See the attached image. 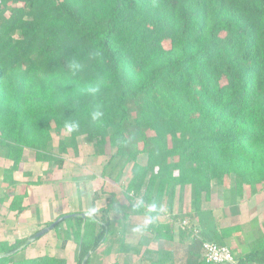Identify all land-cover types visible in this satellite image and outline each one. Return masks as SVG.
<instances>
[{
  "label": "trees",
  "instance_id": "obj_1",
  "mask_svg": "<svg viewBox=\"0 0 264 264\" xmlns=\"http://www.w3.org/2000/svg\"><path fill=\"white\" fill-rule=\"evenodd\" d=\"M54 129L64 132L56 146ZM83 135L94 155L115 146L104 175L118 180L132 162L124 194L148 215L154 239L187 236V249L199 252L204 232L174 229L186 187L195 215L208 210L215 180L233 174L239 193L264 188V0H0V149L11 162L3 181L18 184L27 149L62 167V154L78 155ZM27 196L10 201L17 217ZM117 209L111 191L85 218L58 216L78 213L55 227L66 226L63 247L77 243L76 264L89 251L91 264L119 235L110 217ZM163 212L172 220L160 222ZM240 229L225 228L215 241ZM32 236L0 239V264H67L54 254L19 257ZM119 242L123 250V234ZM236 261L264 264L261 231Z\"/></svg>",
  "mask_w": 264,
  "mask_h": 264
},
{
  "label": "crops",
  "instance_id": "obj_2",
  "mask_svg": "<svg viewBox=\"0 0 264 264\" xmlns=\"http://www.w3.org/2000/svg\"><path fill=\"white\" fill-rule=\"evenodd\" d=\"M83 137L86 136L83 135L78 138V143H80L79 142L80 139H84ZM27 150H25L24 153L23 165L26 164L25 156L27 154ZM78 155L80 159L82 156L81 148L79 150ZM2 156L5 160V161L2 160L3 165L7 163L8 165L6 166L7 167L10 166L11 162L4 157L3 153ZM92 158L93 159L97 158V155H94V151L92 153ZM147 158L148 156L146 154H141L138 160L141 164H146ZM65 166L66 165L63 164L62 167L64 168ZM75 166L79 167L77 164ZM59 168L57 170H59ZM81 170H82L81 175L83 174L81 176L83 177V181L79 180L75 176L73 177L70 176V178L73 181V184L72 182L70 184L71 188L73 189V192L70 190L69 193H71L72 196H70L69 193L67 195L66 200L68 203L66 205L67 209L65 208L66 211H62V212L56 211L55 214L52 215L53 219H50L52 218V216H49V214H47L46 211L49 210L51 204L43 200L37 202V204L39 203L44 204L43 209L45 210V215H44V219L46 218L44 220L45 223L56 219L59 215L63 213H68V212L85 213L86 211L91 210L94 206H96V208L97 207L100 208L106 205V199H105V204H101L102 203L101 201H103L101 197L93 201L94 193L97 192V177H96L97 172L94 173L91 170V175H88L85 168L84 170L83 169ZM20 171L22 170L16 171L14 173V178L15 180H17V182L21 181V179L18 176V174L21 173ZM24 171H26V168L24 169ZM24 171H22V175L24 174ZM68 171H72V170L69 169ZM37 179H41V178L37 177ZM2 180H3V176H2ZM29 181L31 182L32 180L29 179ZM77 181H81L80 185L82 184L83 186L79 187V185L76 183ZM109 181L111 180H106V183H108L110 185V188L116 192V200L118 207L117 210H114L110 213V217L116 225V230L119 233V236L123 234L124 242H125V246L123 249L127 250L124 252L123 250L122 252H119L118 249L117 252L118 254L116 256V259L118 257V261H119V262L117 261L118 264H152V262H162V263L166 262L164 264H202L199 262H204L203 252L201 250L197 252L187 249L188 248L187 241H189V238L187 236L179 237L178 235H175L174 239L172 240L170 239L155 240L154 233L152 231L147 230L146 228V226L148 225V215H146L145 213H139L135 209L134 203L129 201L128 199H126V202H124L123 198H121V195L117 193V189H115L117 187L111 185ZM114 183L115 185L118 184L117 182ZM4 184H8V183L4 182ZM28 196L26 198H28ZM79 196L80 199L84 198L86 201L78 205L74 204L73 207L72 205L73 200ZM263 197H264V188H261L259 192H257L256 194H252L251 188L245 185L241 193L237 192L236 178L232 174L225 178V181L222 185L218 184L216 180L212 182L211 199L209 201L210 206H208V210H206L209 212L205 211L200 215H195L190 211L191 194L189 187H186L185 192L183 194V198L179 200L178 197L177 203L175 204L174 207L175 215H177L179 211L184 213V215L180 216L178 220L175 222L174 229L177 232L179 229V225L181 226V221L183 219H188L189 224L192 227V231L194 229L200 228L199 229L200 232L202 231V233L204 232L206 234V236L203 235L206 238V240L215 241L218 240L217 237L220 236L221 230L231 226L240 225L241 226L240 230L234 231L231 235H228L223 240V244H226L229 247H231L235 255L239 257L250 251V243L255 239L256 233L261 231L264 234ZM139 199L140 196L138 195L137 201ZM0 200H4V202L9 201L8 203V209H9V204L11 199L5 200V198H3ZM23 204L28 207L18 217L15 215V211L9 209L10 213H12L13 218L16 221L17 220L22 221L23 219L32 218V216L29 214V211L31 209L30 205L26 204V202L25 203L23 202ZM69 205H71L70 209L68 208ZM247 218L251 223H255L254 225H256L257 228L259 229L258 230L253 229L252 231L251 230L245 231L243 224L248 221ZM158 220L160 222H169L170 220H172V215L170 213L163 212L162 214L159 215ZM192 233L195 234L194 231ZM107 242H105L104 244H106ZM91 264H97V262L91 261ZM111 264H113V262H111ZM250 264H258V263H250Z\"/></svg>",
  "mask_w": 264,
  "mask_h": 264
},
{
  "label": "rangeland",
  "instance_id": "obj_3",
  "mask_svg": "<svg viewBox=\"0 0 264 264\" xmlns=\"http://www.w3.org/2000/svg\"><path fill=\"white\" fill-rule=\"evenodd\" d=\"M167 43L168 42L166 41V44ZM53 135L54 138L52 141V145L56 146L58 145V140L64 135V132L63 133L58 132L57 130L54 129ZM83 138L84 139H80L79 141L81 148V155H82L81 158L79 159V155H75L73 150H69L68 153L62 154V156L65 159L64 164L66 166L64 168L60 167L61 169L54 163H47V162L42 163L39 161H35L34 159L35 153L32 150L31 151L27 150V154L25 156L26 164L22 166L23 168H21V170L24 171V169L26 168V172L30 171L31 174L27 175L24 171L23 174L24 176H23L22 171H20L21 173L18 174L19 178L21 179V181H18V183L20 184H15V185L13 184L10 185L9 183L4 184V182H2L3 181L2 176L5 172V168H7L6 165L8 164L5 163L3 165V161H5L2 156V153L4 154V148L0 149V198H5V200L6 199L10 200L13 198L15 194L28 192V195L30 197L28 196V198L24 200V203L26 202V204L30 205L31 209L29 211V214L32 216V218L27 217L28 219H23L22 221H18V220L16 221L13 218L12 213H10L8 209L9 201L4 202V200H0V239H7L14 241L15 239L18 238L30 237L39 230H41L42 228H44L45 227L44 220L46 219V218L44 219V215H45V210L43 209L44 204L43 203L37 204V202L41 200L51 204L49 210L46 211V213L49 214V216L55 214L56 211L59 212L66 211L67 209L66 205L68 203L66 200L67 195L70 190L73 192V189L70 186L71 182L73 184V181L70 178V176L72 177L75 176L79 180L83 181V177H81L83 175V174L81 175L82 172L81 169L84 170V168L88 173V175H91V170L94 173L97 172V176H96L97 192H101V199L103 200L101 201L102 202L101 204H105V199L108 196V193L113 191L110 188V185L106 183V180L113 181V182L109 181L110 184L117 187L115 188L117 189V193H119V195H121V198H123L124 202H126L127 198L124 194V187L127 185L130 178V169L132 166V162L125 166L126 168L124 170V173L123 175L120 176L118 180L114 179L115 173L113 176L108 174L104 175L102 173L103 166L108 160L109 155L115 152L116 150L115 146L107 145L106 154L97 155V158L93 159L92 153L94 151V147L92 143L90 144V141H88L86 137ZM76 164L79 167H76L75 166ZM57 167L59 168V170H57L58 169ZM69 169L72 171H68ZM37 177H40L41 180L37 179ZM29 179L32 181L30 182ZM114 182H117L118 184L115 185ZM76 183L79 185V187L83 186L82 184L80 185L81 181H77ZM69 195L72 196L71 193H69ZM84 201L86 200L84 198L80 199L79 196L73 200L72 205L74 207V204L78 205L84 203ZM208 206H210V203L208 204ZM68 208L70 209L71 205H69ZM50 219H53V216ZM247 220L248 221L243 224L245 231H250V230L252 231L253 229H257V230L259 229L257 228L256 225H254L255 223H251L248 218ZM65 227H66L65 224H62L58 230L54 228L49 232H47L46 234H44L43 236H41L39 239L33 240L32 243L30 242L31 244H29L25 250L21 251V253L18 256L34 257L40 254H54L66 258L67 264H76L75 253H76L77 243L74 240H69L65 247L62 246ZM199 234L202 236V232H200ZM119 238H120L119 235L117 237L110 236L108 242L106 244L103 243L102 245H100V247L96 250V252H94V254L92 255V262H97V264H111V262L118 261V257L116 259V256L118 254L117 253L118 249L119 252H122V250L120 249ZM200 250L202 251V249ZM124 251L127 250L123 249V252ZM212 264H227V263H212Z\"/></svg>",
  "mask_w": 264,
  "mask_h": 264
},
{
  "label": "built area",
  "instance_id": "obj_4",
  "mask_svg": "<svg viewBox=\"0 0 264 264\" xmlns=\"http://www.w3.org/2000/svg\"><path fill=\"white\" fill-rule=\"evenodd\" d=\"M189 225L188 219L181 221L183 228ZM195 235H199L198 229L193 230ZM203 259L209 263H227L236 264V255L226 244H221L213 240H204L202 243Z\"/></svg>",
  "mask_w": 264,
  "mask_h": 264
},
{
  "label": "water",
  "instance_id": "obj_5",
  "mask_svg": "<svg viewBox=\"0 0 264 264\" xmlns=\"http://www.w3.org/2000/svg\"><path fill=\"white\" fill-rule=\"evenodd\" d=\"M76 216L78 215V213H73V214H66L64 216H61V217H58L56 220H54L51 224H49L48 226H45L44 228H42L41 230H39L38 232H36L31 238H30V241H33L35 240L36 238H40L41 236H43L44 234H46L47 232H49L50 230L54 229L56 227V225L62 221H64V219L68 218L69 216ZM79 215H81L82 217H86L87 214L84 213V212H81L79 213ZM22 249V247L20 248H17V249H14L12 250L11 252L7 253L6 255H13L17 252H19L20 250ZM91 254V251H89L87 253V255L84 257L83 261H82V264H87V260L89 258Z\"/></svg>",
  "mask_w": 264,
  "mask_h": 264
}]
</instances>
